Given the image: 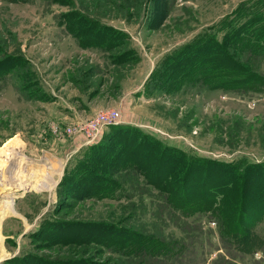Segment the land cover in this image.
<instances>
[{"label":"rangeland","instance_id":"1","mask_svg":"<svg viewBox=\"0 0 264 264\" xmlns=\"http://www.w3.org/2000/svg\"><path fill=\"white\" fill-rule=\"evenodd\" d=\"M79 1L86 12L95 10L90 0H74L75 9L81 7ZM100 1L99 21L126 34L114 41L126 40L135 61L111 64L107 51L78 47L55 22L56 14L73 10L67 5L0 0V64L21 54L34 76L26 83L31 84L29 89L20 92L13 78L1 82L0 264H113L105 259L118 257L110 251L100 254L92 245L55 243L48 236L68 238L83 231L77 226L88 220L115 224L129 215L135 226L157 222L153 219L158 215L157 192L143 185L141 177L138 188H129L128 196L116 199L83 198L79 191L60 186L64 170H74L85 149L72 147L75 137L85 140L76 122L90 116L82 111L81 100L93 104L95 111L116 108L117 123L188 153L226 162L264 161V93L242 97L213 90L165 96L148 95L142 87L162 55L216 24L242 0ZM83 67H91L88 79L76 72ZM136 150L141 155V149ZM164 224V231L180 235L178 227ZM199 226L202 248L197 252L203 264H211L217 255L228 259L229 252L237 255L239 264H264V245L244 254L223 249L214 222L203 217ZM256 231L264 237V220Z\"/></svg>","mask_w":264,"mask_h":264},{"label":"trees","instance_id":"2","mask_svg":"<svg viewBox=\"0 0 264 264\" xmlns=\"http://www.w3.org/2000/svg\"><path fill=\"white\" fill-rule=\"evenodd\" d=\"M51 1L73 9L56 14L55 22L71 35L78 47L107 51L111 64L135 61L134 51L126 40L114 41L126 34L99 21L100 0H90L95 9L92 12H86L80 1L78 10L74 0ZM7 61L10 64H4ZM263 61L264 0H242L216 24L162 55L142 87L148 95L165 96L213 90L242 97L263 94ZM76 72L81 79H88L91 67ZM7 77L13 78L16 90L22 91L29 89L31 84L26 83L34 76L27 60L15 54L2 59L0 90L1 82ZM72 81L77 83L79 79ZM105 128L108 130H103L97 141L85 146L82 158L75 161V169L64 170L60 186L79 191L83 198L116 199L128 196L129 188H138L141 177L143 185L157 192L158 215L153 216L157 222L135 226L129 215L118 218L115 224L88 220L77 226L83 231L68 238L48 236L50 240L89 244L100 254L110 251L118 256H105L113 264H203L204 258L197 251L202 248L199 224L204 217L214 222L216 238L223 249L232 248L244 254L264 245V237L256 231V225L264 220V161L210 159L188 153L126 124ZM136 149H141V155ZM164 222L178 227L180 235L164 231ZM58 235L64 234L60 231ZM236 256L230 252L228 259L217 255L211 264H239Z\"/></svg>","mask_w":264,"mask_h":264},{"label":"built area","instance_id":"3","mask_svg":"<svg viewBox=\"0 0 264 264\" xmlns=\"http://www.w3.org/2000/svg\"><path fill=\"white\" fill-rule=\"evenodd\" d=\"M119 119V111L116 108H102L95 111L84 120L76 122V126L85 137V142H95L101 135V131L108 125L116 124Z\"/></svg>","mask_w":264,"mask_h":264},{"label":"crops","instance_id":"4","mask_svg":"<svg viewBox=\"0 0 264 264\" xmlns=\"http://www.w3.org/2000/svg\"><path fill=\"white\" fill-rule=\"evenodd\" d=\"M79 104L82 107V111H85V112L89 113L88 116L91 115L95 111V109L92 107L93 104H91L87 100L86 101L85 100H81ZM69 110H73L72 107ZM76 111L73 110V113L75 114V116H77V114H78V112H76ZM74 139H75V141H73V145H72V147H74L73 150H76L77 151L78 148L81 149L82 147L88 145L85 142V140L82 139V137H75Z\"/></svg>","mask_w":264,"mask_h":264}]
</instances>
